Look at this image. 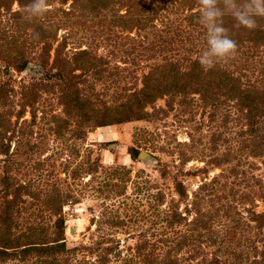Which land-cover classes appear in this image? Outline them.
<instances>
[{"label":"rangeland","instance_id":"obj_1","mask_svg":"<svg viewBox=\"0 0 264 264\" xmlns=\"http://www.w3.org/2000/svg\"><path fill=\"white\" fill-rule=\"evenodd\" d=\"M29 2L0 0V264H264V18L205 71L200 0Z\"/></svg>","mask_w":264,"mask_h":264},{"label":"clouds","instance_id":"obj_2","mask_svg":"<svg viewBox=\"0 0 264 264\" xmlns=\"http://www.w3.org/2000/svg\"><path fill=\"white\" fill-rule=\"evenodd\" d=\"M23 10L29 18L44 16L49 10L48 0H30ZM225 15H230L237 26L253 29L257 18H264V0H200L199 23L204 29L206 47L196 59L205 71L236 54L237 43L225 27ZM35 35L38 37L39 33Z\"/></svg>","mask_w":264,"mask_h":264},{"label":"water","instance_id":"obj_3","mask_svg":"<svg viewBox=\"0 0 264 264\" xmlns=\"http://www.w3.org/2000/svg\"><path fill=\"white\" fill-rule=\"evenodd\" d=\"M140 156H143V154H140Z\"/></svg>","mask_w":264,"mask_h":264}]
</instances>
